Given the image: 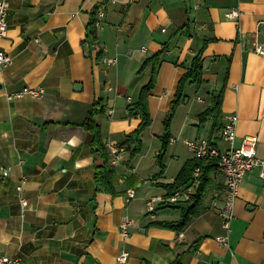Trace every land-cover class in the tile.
I'll return each instance as SVG.
<instances>
[{
	"label": "crops",
	"instance_id": "crops-1",
	"mask_svg": "<svg viewBox=\"0 0 264 264\" xmlns=\"http://www.w3.org/2000/svg\"><path fill=\"white\" fill-rule=\"evenodd\" d=\"M106 1H10L8 35L1 41L13 64L0 67V258L19 257L23 264H264L259 170L240 188L230 247L217 241L224 233L219 211L227 192L220 170L184 231L152 225L178 221L180 210L150 213L147 207L152 197L166 196L161 185L172 183L194 159L188 141L207 139L226 147L213 117L200 122L214 95L222 94L223 126L227 115L239 116L237 145L257 137L264 159V56L256 52L264 43V0ZM104 4L95 41L89 36L90 15ZM234 9L242 11L240 20L230 17ZM205 39L215 40L203 53L204 83L186 86L160 177L164 121ZM164 45L142 153L131 163L128 153L115 166L116 195L98 190L96 167L102 160L83 124L101 104L105 112L96 121L103 143L123 144L141 124L131 105L151 73L139 72ZM26 88L46 93L14 97ZM131 189L134 199L128 197ZM126 216L136 223L128 238L120 228ZM124 250L130 258L120 263Z\"/></svg>",
	"mask_w": 264,
	"mask_h": 264
},
{
	"label": "trees",
	"instance_id": "trees-1",
	"mask_svg": "<svg viewBox=\"0 0 264 264\" xmlns=\"http://www.w3.org/2000/svg\"><path fill=\"white\" fill-rule=\"evenodd\" d=\"M99 8L97 7L91 13V20L89 24V36L97 41V16ZM215 39H205L203 47L199 50L197 55L193 58L190 68L184 73L181 80L179 81L177 92L171 103L170 111L167 118L164 121V132L161 136V150L158 154V163L160 167V172L158 176H163L166 171L165 157L168 152V147L171 143L172 132L171 123L175 116L179 106L186 96V86L188 84L197 85L198 88L204 83V60L203 53L208 43L214 41ZM168 46L164 45V50L154 56L148 58L143 64L139 73H144L150 70L151 78L149 82L144 85L139 93L138 99L135 103L131 105L134 108V112L141 118V124L139 128L130 134L126 141L119 145L126 147L129 153L128 163H131L138 155L142 153L143 150V133L152 125V115L149 109V98L156 88L158 83V77L160 72V67L163 62V53ZM98 60L101 62L103 60V52L98 53ZM222 94L214 95L212 105L200 115V122H205L209 117L214 118V131L219 133L222 130ZM105 112V107L101 104H96L89 112L83 127L86 131L93 135V147L97 148V153L102 160L101 164L96 167V179L98 183V190L104 189L114 195L117 194L115 187L116 179V168L112 164V154L107 147V144L103 143L101 129L97 124L96 117ZM217 160L211 158H194L189 160L181 170L178 177L172 182L167 184H162L167 194L166 198L172 196L179 189L191 184L194 171L196 168H202L201 184L198 189L197 195L192 197L189 201L179 202V203H163L157 210L171 208L177 209L181 212V217L178 221L171 222H154L152 225L161 226L164 228H169L177 232L184 231L191 220L199 213L202 200L206 193L207 187L211 183V177L214 172L219 170L217 166Z\"/></svg>",
	"mask_w": 264,
	"mask_h": 264
},
{
	"label": "built area",
	"instance_id": "built-area-1",
	"mask_svg": "<svg viewBox=\"0 0 264 264\" xmlns=\"http://www.w3.org/2000/svg\"><path fill=\"white\" fill-rule=\"evenodd\" d=\"M11 0H0V67L7 68L13 64V57L8 54L1 46V41L8 35V15L10 11ZM113 1V0H109ZM106 1V2H109ZM105 4L99 8L97 26L102 27V18L105 16ZM230 17L240 20L242 11L234 9L230 12ZM256 52L264 56V43L257 45ZM46 91L44 88H26L23 92L16 94L14 97L22 98L24 96H32L34 98H42ZM238 123L239 116L230 114L225 117V123L221 131V139L226 143V147L222 148L215 141L207 139H195L187 142L189 150L194 158L206 159L211 158L217 160V166L221 172L226 175L227 192L223 208L219 211L222 219V228L224 233L217 237V241L225 246L230 247V237L232 233V223L236 217V205L240 197V188L249 173L259 170L260 177L264 179V159L260 158L257 153L258 138L248 136L243 139L240 145H237L238 139ZM112 154V164L117 166L123 157L128 154L126 147H122L113 143L107 144ZM202 168L198 167L194 171V176L190 185L185 186L176 191L172 196L166 198L162 196H154L147 202L148 211L154 213L163 203H179L189 201L197 195L201 184ZM18 190L23 191V185ZM128 197L134 199L136 191L131 189L128 191ZM24 206L28 205L25 198L22 199ZM135 220L126 216L120 225L122 234L125 238L130 235L131 228L135 225ZM130 258V253L124 250L118 260L120 263H126ZM0 264H23L21 258L3 256L0 258Z\"/></svg>",
	"mask_w": 264,
	"mask_h": 264
},
{
	"label": "water",
	"instance_id": "water-1",
	"mask_svg": "<svg viewBox=\"0 0 264 264\" xmlns=\"http://www.w3.org/2000/svg\"><path fill=\"white\" fill-rule=\"evenodd\" d=\"M258 182H259L260 184H264V179L259 178V179H258Z\"/></svg>",
	"mask_w": 264,
	"mask_h": 264
}]
</instances>
